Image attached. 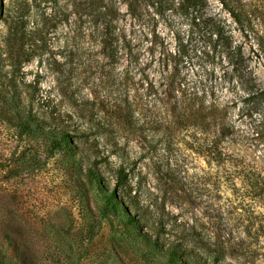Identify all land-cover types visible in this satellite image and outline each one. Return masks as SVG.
<instances>
[{
    "label": "rangeland",
    "instance_id": "rangeland-1",
    "mask_svg": "<svg viewBox=\"0 0 264 264\" xmlns=\"http://www.w3.org/2000/svg\"><path fill=\"white\" fill-rule=\"evenodd\" d=\"M246 1L257 16L244 28L220 0L199 14L146 0L135 11V0L1 1L0 70L21 68L23 96L69 133L106 195L119 178L117 201L142 224L107 212L58 152L33 175L0 170V264H170L171 245L187 264H264V105L245 100L230 56L195 21L228 24L247 83L264 86V0ZM218 132L220 161L206 141Z\"/></svg>",
    "mask_w": 264,
    "mask_h": 264
},
{
    "label": "trees",
    "instance_id": "trees-1",
    "mask_svg": "<svg viewBox=\"0 0 264 264\" xmlns=\"http://www.w3.org/2000/svg\"><path fill=\"white\" fill-rule=\"evenodd\" d=\"M220 2L238 26L244 28L245 25H251L252 21L256 20L257 12L250 8V4L246 0H220ZM146 3L160 14L170 10L178 13L193 11L199 14L206 7L207 0H146ZM143 4L142 0H135L134 3L130 4V10H138ZM197 20L202 21L207 27H211L210 34L216 36L215 49L221 47L230 56L228 57V63L232 66L236 82L246 86L247 97L245 100L255 101L259 106L264 105V86L260 84L259 79L256 80L257 75H255L254 81L250 77L251 82L249 84H252L253 87L249 89L250 85L241 70L242 63L245 62L243 48L235 45L233 34L228 24L222 21L213 23L211 19H202L201 16L195 17V21ZM257 41L259 48H261V57L264 60V35H258ZM180 53L181 57H183L185 52L180 51ZM17 66L16 64V66L12 65L9 70H2V68L0 70V76L3 78V81L0 80V142L5 146L6 152H10L9 156L5 154L1 156L0 170L16 177L33 175L47 164L50 157L58 152H65L69 155L70 160L68 170L76 175L74 181L77 186L81 187L85 184L83 180L81 182V179L85 177L90 186L96 185L99 187L107 212H114L123 216L128 222L127 224H130L133 228L139 227L140 229L142 219L136 217V215H128V211L121 207L120 201H117L120 198L118 197L119 178L116 181V188L106 195L108 189L105 190L104 182L99 178V174L92 168L84 173L81 160L76 158L81 151L79 146L73 143L69 133L55 124L45 121L44 115L35 108L34 101L24 97L22 90L16 85V74L21 70ZM249 72L250 75H254L253 72ZM206 138V141L209 142L208 147L213 151L214 160H222L224 155L222 146L227 140L226 134L218 132L216 134H208ZM34 144L43 146L44 153H41L39 148H35ZM262 182L264 185V178H262ZM141 239L154 244L157 248L156 242L149 238L148 235L144 234ZM177 248L171 245L165 251L170 264H187L186 260L182 259L184 253L178 251Z\"/></svg>",
    "mask_w": 264,
    "mask_h": 264
}]
</instances>
